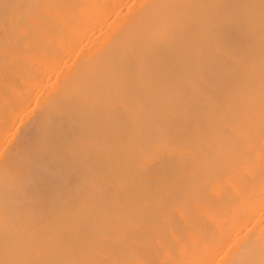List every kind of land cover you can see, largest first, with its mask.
I'll use <instances>...</instances> for the list:
<instances>
[{
  "label": "bare ground",
  "instance_id": "6f19581e",
  "mask_svg": "<svg viewBox=\"0 0 264 264\" xmlns=\"http://www.w3.org/2000/svg\"><path fill=\"white\" fill-rule=\"evenodd\" d=\"M0 264H264V0H0Z\"/></svg>",
  "mask_w": 264,
  "mask_h": 264
}]
</instances>
